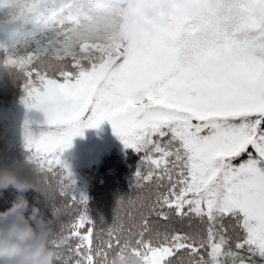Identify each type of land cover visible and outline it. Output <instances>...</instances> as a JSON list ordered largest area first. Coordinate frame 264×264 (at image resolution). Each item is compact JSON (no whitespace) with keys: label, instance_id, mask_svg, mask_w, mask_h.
<instances>
[{"label":"snow or ice","instance_id":"obj_1","mask_svg":"<svg viewBox=\"0 0 264 264\" xmlns=\"http://www.w3.org/2000/svg\"><path fill=\"white\" fill-rule=\"evenodd\" d=\"M249 31L219 38L227 63L209 53L156 65L130 54L58 69L67 102L26 139L64 201L50 220L55 264H109L117 254L139 264H264V31ZM47 85L42 76L38 90ZM105 121L142 156L135 186L150 195L134 231L119 220L98 231L61 159Z\"/></svg>","mask_w":264,"mask_h":264},{"label":"rangeland","instance_id":"obj_2","mask_svg":"<svg viewBox=\"0 0 264 264\" xmlns=\"http://www.w3.org/2000/svg\"><path fill=\"white\" fill-rule=\"evenodd\" d=\"M86 1L97 6L117 5L123 10L120 34L108 44H93L104 51L105 59L111 57L116 61L131 54L156 65H166L174 58L184 60L211 53L227 63L231 54L218 42L219 38L234 33L256 35L249 31L253 25L264 31V0H31L0 24V46L12 44L21 35L54 20L63 23L76 20ZM192 2L206 8L215 3L224 15L209 11L204 18L194 20L179 14L181 4ZM165 4L177 14H166ZM41 77H37L38 83L29 80L31 84L22 90L13 105H0V139L10 149L28 148L26 139L45 130L41 125H46L55 110L67 102L56 83L57 77H47V87L38 90ZM113 146L121 151L126 149L111 124L105 121L97 128H85L82 136L73 139L72 147L62 153L61 159L72 173L77 195L87 199V186L81 184L79 177L81 163L101 161Z\"/></svg>","mask_w":264,"mask_h":264},{"label":"trees","instance_id":"obj_3","mask_svg":"<svg viewBox=\"0 0 264 264\" xmlns=\"http://www.w3.org/2000/svg\"><path fill=\"white\" fill-rule=\"evenodd\" d=\"M29 1L0 0V24ZM123 19V10L117 5L97 6L86 1L76 20L69 23L54 20L39 30L21 35L12 44L1 45L0 105H13L22 90L31 84L29 80L38 83V76L56 78L58 69L70 64L74 58L97 62L105 59L104 51L93 44L113 41L121 32ZM141 165V154L131 148L121 151L117 146H113L99 162L81 163L79 177L81 184L87 186V214L98 231L117 220L126 231H134L141 215H147L145 204L150 190L135 186L136 172ZM0 168L40 185V188L29 189L23 195L30 205L40 208L46 219H53V209L63 204V197L47 187L33 151L24 147L10 149L0 139ZM18 195L13 187L0 190V212L10 208ZM151 219L157 221L155 213ZM132 259L139 264L136 256L119 254L111 257L109 264H128Z\"/></svg>","mask_w":264,"mask_h":264},{"label":"clouds","instance_id":"obj_4","mask_svg":"<svg viewBox=\"0 0 264 264\" xmlns=\"http://www.w3.org/2000/svg\"><path fill=\"white\" fill-rule=\"evenodd\" d=\"M147 11L152 14L151 9ZM164 11L177 14L168 4L164 5ZM209 11L217 16L224 15L223 9H217L215 3L206 8L195 2L181 4L179 14L200 20ZM8 187L15 188L19 195L10 208L0 212V264H55L56 250L49 245L53 235L50 220L44 217L38 206L30 205L23 195L29 189L41 186L0 168V190ZM130 264H137V260L132 259Z\"/></svg>","mask_w":264,"mask_h":264}]
</instances>
